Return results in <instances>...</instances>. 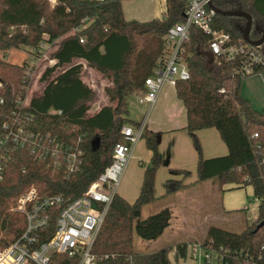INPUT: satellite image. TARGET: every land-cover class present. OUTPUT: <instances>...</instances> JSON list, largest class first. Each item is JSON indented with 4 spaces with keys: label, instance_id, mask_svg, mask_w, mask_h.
Returning a JSON list of instances; mask_svg holds the SVG:
<instances>
[{
    "label": "trees",
    "instance_id": "trees-1",
    "mask_svg": "<svg viewBox=\"0 0 264 264\" xmlns=\"http://www.w3.org/2000/svg\"><path fill=\"white\" fill-rule=\"evenodd\" d=\"M53 1L52 4L50 0H0V98L3 101L0 127L4 123L11 126L16 116L26 139L17 147L8 141L7 158L0 161V251L25 229L24 217L13 212L22 190L34 185L39 197L62 195L75 199L82 196L110 165L113 148L123 139L121 129L126 125L133 128L140 125L127 119L128 100L137 93L144 94V81L152 75L165 48L166 32L183 21L186 8V0H165L166 11L161 20L141 23L124 18L122 0ZM211 5L223 12L248 14L252 20L249 39L256 41L261 37L264 0H212ZM245 23L241 17L215 14L212 27L229 34L233 42L238 43L242 39L240 28ZM57 40V48L51 55L56 63L45 68L39 79L46 82L41 94L33 97L19 115L13 116L17 111L16 98L27 85L28 74L25 63L6 62V53ZM208 40L200 30L190 29L183 53L189 80L174 87L186 110L185 130L198 155L197 178L192 185L220 179L223 184L238 188L252 187L253 196L262 199L264 110H254L241 96L246 77L233 73L245 59L216 60L208 50ZM253 48L264 58V43ZM75 61L83 62L110 82L103 90L108 105L92 115L88 114V104L94 98V91L81 81L83 66ZM262 71L264 67L256 69L254 75ZM208 128L218 132L227 148L226 155L202 158L195 132ZM15 132H18L16 128ZM254 135L257 137L253 138ZM141 140L151 156L143 170L138 197L128 203L117 194L113 195L91 249L96 264L170 263L167 249L141 254L133 248L134 237L144 241L160 237L169 227L171 217L168 209H164L140 218L143 207L156 199L155 175L162 165L156 134L143 129ZM78 151L81 155L72 159L70 156ZM172 172L179 178L165 181V197L187 187L184 180L190 173L185 170ZM53 214L41 233L43 241L53 231ZM262 221L264 201L257 206L256 220L241 233L210 226L200 245L215 251L221 249L224 256L221 264H245V256L254 261L259 256L264 258V227L255 231ZM186 248V244L176 246L178 258H186ZM49 264H76V260L53 253Z\"/></svg>",
    "mask_w": 264,
    "mask_h": 264
},
{
    "label": "built area",
    "instance_id": "built-area-1",
    "mask_svg": "<svg viewBox=\"0 0 264 264\" xmlns=\"http://www.w3.org/2000/svg\"><path fill=\"white\" fill-rule=\"evenodd\" d=\"M50 2L54 3L53 0ZM211 2L212 0H186L183 21L167 30L163 53L157 60L152 75L144 81L145 92L136 97L139 105L151 108L164 86L174 88L179 82L189 80L183 53L184 44L188 41L191 28H196L209 37L207 47L216 60L222 58L225 61H234L238 57L245 59L240 62L239 68L233 73L234 75L250 77L254 75L256 69L264 67L263 56L253 47L245 44L242 39L235 43L229 34L219 32L212 27L215 14L209 8ZM52 48L51 44L40 42L36 47L20 49L30 58V62H25L28 81L16 98L15 108L17 111L12 113L13 116L19 115L21 109L29 106L34 95V91L31 89L35 78L34 74L40 70L42 75L45 68L56 63L51 58ZM40 65L43 66V69ZM220 93L223 94L224 91L220 90ZM2 103L0 98V104ZM15 128L18 132H15ZM22 131L16 116L11 126L5 123L1 125V162L7 158L8 141L16 147L25 143L26 139L23 137ZM142 131V124L137 128L124 126L121 129L123 139L122 142L114 146L110 165L104 169L82 196L75 199H66L62 195L39 197L38 190L34 187L28 188L20 194L13 212L24 217L25 229L16 240L0 251V264H49L50 256L53 253L65 254L76 260V264H96V257L91 252L93 243L112 197L116 194V187L131 158L133 148L141 139ZM256 137L257 135L253 136V138ZM80 155L81 151H78L70 157L74 159L75 156ZM1 171L2 166H0V179ZM53 213L55 214L53 231L51 236L43 241L41 233L46 230ZM198 250H202L203 260L206 264H221L223 262L224 256L221 249L215 251L211 248L196 246L191 249V257H196ZM224 253L226 254L225 251ZM240 256L239 253L238 257ZM256 261L252 257L245 256V264H264V258L261 256Z\"/></svg>",
    "mask_w": 264,
    "mask_h": 264
},
{
    "label": "rangeland",
    "instance_id": "rangeland-1",
    "mask_svg": "<svg viewBox=\"0 0 264 264\" xmlns=\"http://www.w3.org/2000/svg\"><path fill=\"white\" fill-rule=\"evenodd\" d=\"M57 44L58 40L51 43L54 49L57 48ZM20 49L22 50L23 48ZM4 60L10 64L17 65H21L25 62H30V58L20 50L8 51L4 57ZM40 72L41 71L38 70L34 74L35 78L31 86V89L34 91L33 97L39 96L46 84V82H37V78H41ZM58 72H61V70H58ZM54 76L55 74H53L51 78H53ZM80 77L81 81L88 87L92 88V90L94 91V98L88 104L90 107L88 114L92 115L100 107L108 105V101L104 96L103 90L105 87L110 85V82L107 78L96 72L94 69L88 67L86 68V70H82ZM166 91H168V89L166 88L162 91L161 97L159 98L152 112L149 113L146 121L150 120L153 122L157 121L158 123H162L165 113H167V111H173L175 104L181 107L180 102L177 101L173 94H166ZM138 96L140 95L137 93V95H133L129 98L127 108V119L136 123L140 122L143 117H145L147 112L146 106H142L137 103L136 97ZM241 96L249 101L251 107L254 110H264V71H262L260 74L246 77L243 80L241 86ZM175 110H177L176 106ZM179 118H182L181 115L179 116ZM214 132L217 135L218 140H220V143L222 144L218 133L216 131ZM186 136L189 145L192 148V152H194L195 154V162L191 164H186L184 162V168H180V166H177L178 168H175V170H185L190 173L189 177L184 180V183H186L187 187L181 190V192L183 193L177 195L176 197H165L164 184L165 179H167V176L169 175V170L159 168L156 172L154 182V194L158 198L155 203L150 205L148 209H143L141 211L140 218L145 219L148 215H153L163 209H168L171 215L170 228L163 237H160L153 241H144L137 237H134L133 248L137 253L150 254L153 251L175 247L176 243L185 244V242L190 245L188 246L190 247V249H193L196 246H201L200 244L205 237V230H207L210 226L221 227L229 232L237 234L245 230L248 225L252 224L257 218V206L259 205V203H261V201H264V197L262 199H256L253 196L252 187L243 186L241 188H238L232 184H223L222 180L220 179L210 180V182L206 183L205 185H200L202 183L192 185L197 178L196 167L198 155L194 149L192 139L188 134ZM196 137L198 140L202 158H204V142L199 140L198 135H196ZM166 142V144H168L167 139ZM184 142L185 141L181 139L178 140L177 150L175 151L176 156L179 153L185 155L186 147ZM206 143L209 142L207 141ZM132 155L133 158L128 161L116 187L117 195L129 203H133L138 197L142 182L143 170L150 160V154L145 147L144 140H138L137 144L134 147ZM189 181H192L193 183H188ZM198 185L200 187H195ZM31 187H34V185L25 188L24 190H22V193ZM194 187L197 189L189 190V188ZM34 188L37 189V187ZM225 188L229 189L224 192ZM212 192L213 194H215L214 196ZM227 199L230 201V204L233 205V208L227 207L229 205V201L227 202ZM221 208H223V210H225L227 213L223 212ZM197 256L204 264L202 250H198Z\"/></svg>",
    "mask_w": 264,
    "mask_h": 264
},
{
    "label": "crops",
    "instance_id": "crops-1",
    "mask_svg": "<svg viewBox=\"0 0 264 264\" xmlns=\"http://www.w3.org/2000/svg\"><path fill=\"white\" fill-rule=\"evenodd\" d=\"M165 4H166L165 0H122L121 8H122L123 16L126 20H128V21L135 20L137 22L145 23V22H148V21H151L154 19L161 20L165 16V11H166V5ZM52 49H53V53H54L56 49H54V47ZM75 63L76 64H82V66H83L82 69L86 70L87 67L85 66V64L83 62L75 61ZM165 88L168 89V91H166V94L172 93L173 96L177 99V101L180 102L181 107L177 106L175 104V106L177 107V110H175V106H174L173 111H171V112L167 111V113H165L164 120L162 123H158L157 121L153 122L150 120L146 121L147 117L149 116V113L152 112L153 108L155 107L159 98L161 97L162 91ZM142 106H146V105H142ZM146 107H147L146 115L138 123L143 125V129H147V130L156 134V144H157L159 155H160L161 160H162V165L159 168L169 170V175L167 176V179H165V181L170 180V179H177V178H179V176L172 172L173 170H175V168H178L177 166H180V168H184L185 163L191 164V163L195 162V154H194V152H192V148L190 147L189 142L187 140V136H186L188 134V132L185 130L186 125H187L186 110H185L182 102L177 98L175 89L172 87H169V86L163 87V89L161 90L160 94L158 95V97L156 99V102L154 103V105L151 108L148 106H146ZM180 115L182 117L181 119L179 118ZM126 126H128V125H126ZM214 131H216V130L213 128H208V129H203V130H200L198 132H195V135H198L199 140L204 142V148L203 149H205V150H204L203 155H204V158H207V159L216 158V156L221 157L222 155L227 154L226 146L223 144V142H222V144L220 143V140H218V137ZM166 139L168 141V144H166L167 143ZM179 139L185 141L184 143H185L186 151H185V155H182L181 153H179L176 156L175 151L177 150V143H178ZM207 141L209 143H206ZM133 150H134V148H133ZM132 154H133V151H132ZM132 154H131V158H133ZM149 154H150V152H149ZM150 156H151V154H150ZM209 182L210 181L202 183L200 185H205L206 183H209ZM188 183H193V182L189 181ZM154 187H155V185H154ZM195 187L198 188L200 186L198 185ZM195 187L189 188V190L197 189ZM228 189L229 188H225L224 192H226ZM182 193L183 192H181V191L177 192L174 195H172V197H176L177 195H180ZM212 194H213V192H212ZM214 195L215 194H213V196ZM155 198H156L155 199V201H156L158 197L155 196ZM155 201L144 206L143 209H148L151 204L155 203ZM228 201L229 200L227 199V202ZM228 203H229V205L227 207L233 208V205L230 204V201ZM221 209L223 212L227 213L225 210H223V208H221ZM148 216H150V215H148ZM169 228H170V224H169V227L162 233V235L160 237H163ZM205 232H206V230H205ZM160 237H158V238H160ZM178 244H184V243H176L175 247L167 249L168 250L167 257H168V260L170 262L169 264H203V262L201 261V259H199L198 256H196V258L198 257L197 260H196V258L191 257V255H190L191 249H190V247H188L190 245H188L187 242H185V244L187 245L186 258L185 259L178 258L176 255V246ZM154 252H156V251H153L152 253H154ZM204 264H206V263L204 262Z\"/></svg>",
    "mask_w": 264,
    "mask_h": 264
},
{
    "label": "water",
    "instance_id": "water-1",
    "mask_svg": "<svg viewBox=\"0 0 264 264\" xmlns=\"http://www.w3.org/2000/svg\"><path fill=\"white\" fill-rule=\"evenodd\" d=\"M209 8L214 12V14H217V15H222V16H227V17H241V18H244L246 20V23H245V26L240 28V31L242 32V41L251 46V47H260L263 43H264V29L262 30V34H261V37L256 40V41H251L249 39V33H250V30H251V25H252V20H251V17L244 13V12H241V11H226V12H223V11H219L217 9H215L211 4H209ZM95 144H98V141L95 142ZM264 227V221L260 222L255 231L259 230L260 228Z\"/></svg>",
    "mask_w": 264,
    "mask_h": 264
}]
</instances>
